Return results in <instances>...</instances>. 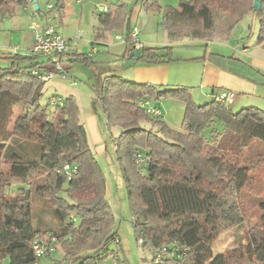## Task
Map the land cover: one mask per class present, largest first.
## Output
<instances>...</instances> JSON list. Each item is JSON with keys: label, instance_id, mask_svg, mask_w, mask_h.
Wrapping results in <instances>:
<instances>
[{"label": "trees", "instance_id": "1", "mask_svg": "<svg viewBox=\"0 0 264 264\" xmlns=\"http://www.w3.org/2000/svg\"><path fill=\"white\" fill-rule=\"evenodd\" d=\"M159 1L140 0V9L161 14L160 26L171 36L226 38L252 15L259 25L257 44L264 49V0H259L258 10L253 8L255 0H180L177 7H162ZM29 4L32 0H0V18ZM63 5L64 0H53L52 14L57 17ZM130 12L126 3L110 2L106 13L97 16L99 33L117 30L129 37ZM123 45L125 53L118 61L149 66L178 61L172 55L175 47L143 46L133 57L131 45ZM180 48L200 52L211 65L264 89V74L241 59L209 53L204 45ZM90 55L69 58L87 64ZM36 59L6 56L2 60L9 65L0 68V196L13 193L8 213L0 215V264L5 259L9 264H43L47 257L50 264H97L112 257L107 245L118 243L105 199L107 179L88 144L76 100L69 96L53 111L39 105L44 84L31 75L40 65ZM101 76L90 84V108L99 123L120 131L113 140L115 160L133 233L142 250L152 254L151 264L162 249L167 258L156 264H264V201L245 246L218 255L211 248L221 233L244 223L237 199L256 166L251 156L260 159L258 147L264 146V111L248 107L233 113L214 96L197 104L187 88L158 90L116 75ZM145 97L182 102L181 130L147 116L138 107ZM16 109L20 113L14 117ZM144 122L150 127H143ZM64 165L73 171L69 177L62 171ZM34 196L50 203L60 224L57 236L33 227ZM36 239L53 246L57 242L62 259L55 260L54 251L38 259L32 249Z\"/></svg>", "mask_w": 264, "mask_h": 264}, {"label": "rangeland", "instance_id": "2", "mask_svg": "<svg viewBox=\"0 0 264 264\" xmlns=\"http://www.w3.org/2000/svg\"><path fill=\"white\" fill-rule=\"evenodd\" d=\"M114 2L119 0H113ZM180 0H160L162 7L170 5L177 7ZM183 1V0H182ZM48 0H39L42 10L46 7ZM129 8L131 14L130 25L137 30L139 40L145 43L148 47H174L179 44L185 46H206L209 53H217L222 56H232L241 59L247 64L248 58H252L257 48V33L259 25L254 21L252 15L246 16L233 29L231 34L226 38L212 37L208 40H193L180 34L171 36L162 26L160 22L161 14H147L140 9V0H123ZM65 10L62 17L58 16L52 20L53 24L58 27L59 34L69 41V50L78 54L89 55L91 48H95V53L90 55L91 61L87 64L82 62L73 63L70 67L69 63H63V67L67 69L68 76L75 79L77 83H92V80L98 75H118L129 71L127 67L122 65V61L110 57L111 55L104 54V46L99 45L96 37V28L99 27L97 16L99 11L96 6L107 4L104 0H65ZM30 23L29 16L23 11V7L19 6L15 9L12 16L8 18H0V44L8 45L13 41V45L19 43L20 36H26L29 40L30 33L27 31V26ZM122 36L121 32L112 31L110 37L113 43L117 44L116 37ZM98 44V45H97ZM247 48L246 53L242 52L243 48ZM125 48V47H124ZM189 49L176 48L173 52V58H185L194 55V51ZM253 51V52H252ZM196 52V51H195ZM264 52V51H262ZM26 52H22L25 55ZM104 54V56H103ZM103 56V57H102ZM107 58V59H106ZM249 63V62H248ZM9 65V64H8ZM8 65L0 61V68H6ZM248 65V64H247ZM120 76V75H119ZM122 77V76H121ZM42 97L39 105L43 108H48L53 111L48 101L55 95L69 94L72 90L69 80L55 78L44 84ZM190 92L191 99L198 104L202 102V96ZM59 96V95H58ZM201 100V101H200ZM234 101V100H233ZM154 103V107L162 110L164 117L162 121L175 131L181 130V123L184 116L185 106L182 102L170 98H161ZM230 105V104H229ZM20 113V109H16L14 117ZM142 126L149 128L148 122L142 123ZM100 134L106 138L107 151L105 158L100 159L104 163V172L108 184L111 185L113 191L110 192L108 203L113 215V231L117 233L118 243L111 242L107 245V250L113 255L107 260L97 264H151L152 254L142 250L140 243L136 241L131 225V213L128 206L127 195L119 170V165L114 162L111 152V144L109 143V133L107 132L104 122L100 124ZM260 159L255 156L253 164L256 166L251 169V181L246 186L245 190L238 197L237 201L243 214L244 223L239 227H234L232 230L223 232L212 243L213 254H220L227 251H233L235 248L245 246L248 240L252 237V229L260 219L259 202L264 199V146L258 147ZM263 160L262 164L257 162ZM113 162V163H112ZM38 188L42 190L41 184L38 183ZM13 193L6 191L0 196V215L8 213V206L12 201ZM33 216L39 215L43 217L45 229L57 236L60 234V224L58 219L52 213L50 203L45 202L38 196H34L33 201ZM54 253L52 254L55 260L62 259V253L59 244L54 245ZM115 256V258L113 257ZM44 258L41 260L43 264H50V260ZM1 264H9L8 259H5Z\"/></svg>", "mask_w": 264, "mask_h": 264}, {"label": "crops", "instance_id": "3", "mask_svg": "<svg viewBox=\"0 0 264 264\" xmlns=\"http://www.w3.org/2000/svg\"><path fill=\"white\" fill-rule=\"evenodd\" d=\"M79 1V0H77ZM132 1V0H130ZM119 2H123V0H119ZM125 3V2H123ZM36 4L38 10L43 11L42 7H40L39 0H36ZM65 0L64 5L61 11L58 14V19L62 17V14L65 10ZM28 9L33 10V3L26 6ZM29 16V19L34 16L38 17V14H35L29 10L26 13ZM55 17L52 14V19ZM58 28V27H57ZM98 31L97 39L98 44L104 46V54L111 55L110 57H114V59L118 60L123 54L125 53V46L123 44L113 43V40L110 37V32L99 33L100 26L96 28ZM27 31L30 33L29 40L27 37L20 36L19 43L13 45V41L10 42L8 45L0 44V61L5 62L6 65L9 64L8 61L2 60V57L12 56L15 54H19L21 56H29L33 37L30 31V23L27 26ZM65 39V38H64ZM66 40V39H65ZM68 45H70L69 41ZM2 42V41H1ZM0 42V43H1ZM144 46H147L145 43L141 42ZM97 44V45H98ZM185 46V44H179L178 46H174L175 48H180ZM192 46V45H190ZM184 49V48H181ZM25 55H22V52H26ZM191 51V50H190ZM248 49L245 47L242 49L243 53H246ZM255 53L252 58H248L247 64L251 67H255L261 73L264 74V49L257 44ZM95 48H91L89 54L93 55L95 53ZM193 52V51H192ZM253 52V51H252ZM73 54H78L77 52L69 50L67 55L64 56L63 60L69 63L70 67H73V60L69 58V56ZM103 54V56H104ZM194 55L179 58L178 61L165 64V65H142V64H135L133 61L130 60H123L122 65L128 68L129 71H125V73L118 74L116 76L120 77L121 79L127 82H133L134 84H149L155 86L158 90L164 89H176V88H187L189 91L193 92V94L201 95L202 102L210 101L211 98L220 92L231 91L236 95L234 101L228 106L233 113L240 111L243 108L248 107H257L264 111V89L249 83L244 79H239L229 72H225L213 64L211 65L209 62L202 59V54L200 52L193 53ZM102 56V57H103ZM107 59V58H106ZM35 63H42L41 59H36ZM68 71V70H67ZM115 75V74H114ZM120 75V76H119ZM109 75H102L101 77H106ZM122 76V77H121ZM75 80V79H73ZM76 82V80H75ZM90 84L91 82L87 83H77L76 85L72 86L71 93L63 94L60 92L57 97L61 99H65L69 96L73 97L79 108V119L83 124L88 144L90 149L97 159L101 169L104 172V163L100 162V159L105 158V152L107 151L106 146V138L100 134V124L97 117L92 113L90 108V101H91V91H90ZM151 104L154 106V103L157 104L156 100L150 99ZM201 101V100H200ZM196 102V101H195ZM197 103V102H196ZM198 104V103H197ZM158 105V104H157ZM160 109V108H159ZM162 117L160 120L163 119L164 114L161 110ZM106 128V127H105ZM107 132L109 133V143L111 144V152L113 154L114 162L115 160V146H114V138H116L120 131L117 128H106ZM113 163V162H112ZM105 174V172H104ZM106 179V174H105ZM108 180V179H107ZM106 180L105 183V199L108 202L110 192L113 191L111 185L108 184ZM262 199L261 202H263ZM33 209V205H32ZM31 209V210H32ZM33 215V210H32ZM33 227L39 230H47L45 229V224L43 223V217L36 215L33 216ZM218 255V254H213Z\"/></svg>", "mask_w": 264, "mask_h": 264}, {"label": "built area", "instance_id": "4", "mask_svg": "<svg viewBox=\"0 0 264 264\" xmlns=\"http://www.w3.org/2000/svg\"><path fill=\"white\" fill-rule=\"evenodd\" d=\"M107 4L96 6V9L100 13H106L107 5L113 0H104ZM32 11L26 6L23 7V11L28 13ZM52 10H53V0H48L46 7L43 11H40L38 17L32 16L30 18V31L32 33L33 42L29 53V56L41 59L43 61L40 65L31 71L33 75L40 83H48L55 78H60L64 80H69L71 85L75 86V80L68 76V72L65 70L61 63V58L67 55L69 52L68 42L59 34L58 28L53 24L52 20ZM129 37L125 38L123 35L116 37V41L119 44L128 42L129 45L136 51L140 50L144 45L139 40V35L137 30L131 29ZM236 95L231 91L220 92L215 94L213 99L228 107L229 104L233 102ZM48 104L52 108L61 107L63 105V99L57 96H53L49 99ZM138 107L142 109L147 116L155 119H161L162 113L159 108L154 107L151 104V100L148 97L138 101ZM137 161L143 164L141 157L137 158ZM69 165H64L62 171L65 172L68 177L72 174ZM32 249L35 256L40 259L54 250L52 243L45 244L42 241L36 239L33 241ZM165 258H167V251L165 249L159 250L153 258V263H160Z\"/></svg>", "mask_w": 264, "mask_h": 264}, {"label": "water", "instance_id": "5", "mask_svg": "<svg viewBox=\"0 0 264 264\" xmlns=\"http://www.w3.org/2000/svg\"><path fill=\"white\" fill-rule=\"evenodd\" d=\"M32 3H33V10L37 11L38 10V7H37V4H36V0H32ZM253 8L255 10H258L260 8V2H259V0H255V2L253 4ZM139 54H140V51L139 50H136L133 57H137Z\"/></svg>", "mask_w": 264, "mask_h": 264}]
</instances>
